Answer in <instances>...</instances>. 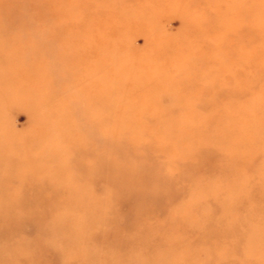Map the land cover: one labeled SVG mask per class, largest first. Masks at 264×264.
Returning a JSON list of instances; mask_svg holds the SVG:
<instances>
[{
	"label": "rangeland",
	"instance_id": "rangeland-1",
	"mask_svg": "<svg viewBox=\"0 0 264 264\" xmlns=\"http://www.w3.org/2000/svg\"><path fill=\"white\" fill-rule=\"evenodd\" d=\"M244 1L233 0L232 6L243 9L246 4L251 10L247 17L234 13L222 18L242 19L263 26L264 0ZM77 2L62 0L48 9L60 11L55 21L61 23L67 15L79 18L89 15L87 8ZM96 9H102L101 1H97ZM177 9L173 6L159 10L156 15L161 18L168 39L180 44L167 56H154L156 48H163L167 43L149 48L145 36L133 34L125 43H135L140 48L137 53L126 51L104 60L107 67L123 73L120 77L123 81L143 85L146 81L158 80L166 85L165 89L143 94L123 85H113L109 76L99 77L104 85L101 94L107 98L104 105L98 109L88 107L87 112L105 121L95 134L112 142L98 150L114 165L110 173L99 174L102 179L99 185L94 184L93 172L83 177L80 171L62 172V168L56 166L52 172L48 168L44 173L35 174L32 167L0 163V264H264V246L248 237L252 232L264 230V181L261 180L264 170L260 166L264 160V72L261 77L251 74L237 84V90L247 91L243 98H236L234 94L218 102L225 108L232 105L231 108L211 107L217 104L211 98L216 90L232 86L231 66H234L231 63L224 69L220 64L205 62L200 67V59H190L183 45H188L189 39L188 46L194 50L200 43L195 41L192 30L186 32L184 26V30H180L182 15H167L175 14ZM200 14L208 15V11ZM141 16L144 15H133V19ZM34 22L41 23L42 19H34ZM86 24L99 25L91 21ZM32 31L26 30L23 38ZM245 32L246 27L240 33L245 36ZM224 33H218L214 39L204 38L201 43L224 39ZM225 36L234 48L238 33L230 31ZM186 37L189 38L186 40ZM253 40L251 44L264 41V37ZM17 41L19 39L12 42ZM31 45L42 46L40 42ZM262 47L263 51L264 43ZM225 53L228 54L218 50L219 55ZM40 56L48 58L46 66L50 64L52 58L46 54ZM31 60L24 59V63ZM172 97L187 107H170ZM84 98L85 94H72L69 100ZM1 118L9 131L32 133L20 107L11 109ZM51 120L67 124L57 123L56 130L40 142L44 146L41 156H48L51 147L67 146L65 141L71 137L79 136L78 146H86L89 137L81 129V118L75 113L61 114ZM2 137L1 142H6ZM134 144L143 147L138 149ZM163 145H167L165 149L158 150ZM148 147L158 148L150 152ZM29 149L22 155L24 160L36 153V147ZM65 157V154L60 155L61 159ZM211 158L213 168H208L206 164ZM244 158L246 166L238 165L235 172L223 171ZM55 159L58 160L53 157ZM93 160L84 158L82 161L92 163ZM142 167L151 169L145 171ZM36 175L49 189L45 195L22 182ZM132 181L137 190L159 196L147 202L129 203L122 193L132 188ZM254 190L257 192L253 193ZM83 199L99 202V208L92 205L98 209L96 214L84 213ZM41 201L44 203L35 206L40 208L39 222L52 229L45 235H38L29 224L38 213L25 211V202ZM72 217L71 229L58 221ZM41 242L49 245L48 250L42 249Z\"/></svg>",
	"mask_w": 264,
	"mask_h": 264
},
{
	"label": "bare ground",
	"instance_id": "bare-ground-1",
	"mask_svg": "<svg viewBox=\"0 0 264 264\" xmlns=\"http://www.w3.org/2000/svg\"><path fill=\"white\" fill-rule=\"evenodd\" d=\"M60 1L62 0H0V163H14L17 167H32L35 174L44 173L49 169L52 172L56 166H60L62 172L69 169L80 171L84 175L83 177H87L89 173L93 172L95 173L94 184L99 185L102 180L99 174L101 172L110 173L114 170L112 160L102 157L98 150L99 147L106 146L107 142L112 141L95 134L99 129V125L104 124L105 121L95 119L89 116L87 112L91 107L98 109L104 105L107 98L101 94L104 85H102L99 77L109 76L113 85H123L143 94L154 89H165L166 85V82L158 80L146 81L143 85L137 84V82L123 81L120 78L123 73L116 72L113 67H107L104 60L108 56L117 53L122 54L126 51L137 53L140 48L135 43H125V39L133 34L145 36L146 47L149 46V48L153 47L154 44L167 43V46L163 48L162 46L156 48L155 57H164L174 47L180 46L179 41L173 43L174 39L171 41L164 34V29L160 23L161 18L156 16L159 10L163 11L173 6L178 8L175 14L169 13L167 15H182L183 25L180 30L183 31L184 26L186 32L187 30L194 32L195 36L193 35V37L200 44L193 50L188 46L190 42L188 39V45H183V48L187 50L189 58L200 59L198 66L201 67L207 62L208 65L215 63L222 65L224 69H228L231 63L233 64L234 68L231 66L232 86L216 90L215 96L213 95L211 98L217 104H213L214 106L211 105V107L224 109L225 106L222 107L219 104L220 101L227 99V97L232 98L234 94L236 98H243L247 91L245 89L237 90V84L240 81L243 82L251 74L253 77L260 74L261 77L264 72V49L262 51L264 41L258 40L257 43L251 44L255 42L253 39L264 37V25L252 24L242 19L234 21L235 19L231 17L222 18V15H234V13H240L247 17L251 10L248 9L246 4L243 9H236L232 6L233 0H78L77 4L87 8L89 15L80 18L77 15H67L66 20L61 23L55 21L60 11L54 8L48 9ZM97 1L102 2V9L100 10L96 9ZM204 11H208V15L201 16L200 13ZM133 15L144 16L133 19ZM187 15L194 16L188 17ZM195 15L201 17L194 18ZM34 19H42V22L36 23ZM88 21L99 25L88 26L89 24H86ZM244 27H246L245 39V36L240 33ZM29 29H33L32 33L30 32L31 34L27 38H23L26 36L25 31ZM38 30L42 32H38ZM230 31L233 34L238 33L234 48L232 45L230 47V41L226 40L225 36ZM140 32L143 33L139 34ZM221 32H225L224 39L214 40L213 42L211 40L207 44L201 43L204 38L214 39V36ZM197 36L198 38H196ZM187 38L189 37L185 39L187 40ZM15 39H19V41L12 42ZM35 42H40L42 46L38 48L32 46L31 44ZM217 46H220L218 50L228 52V54L219 55ZM260 52L262 53L261 57ZM39 54H46L52 58L50 64L46 66L45 61L48 58L46 59V56L45 58L38 57ZM29 58L32 59L31 62L24 63V59L28 60ZM243 62L245 63L243 64ZM187 84L193 85V83ZM72 94H85V98L71 101L69 97ZM170 104L172 108L180 107L184 109L187 107L177 103L174 97H172ZM226 106L228 107L225 110L231 108L232 105ZM16 107L23 109L28 126L31 128L32 133L30 135H24L23 132L17 130L9 131L7 129L9 127H5L6 123L1 117ZM67 113H75L81 118V129H84L87 137L92 139L94 148L91 147L89 138L86 146L82 147L78 146L79 136L78 138L71 137V139L65 141L67 146L51 147L48 156H46L48 159L41 156L40 150H43L44 146L40 142L49 132L56 130L57 123L67 124L65 121L56 123L51 119ZM255 125L252 124V126ZM238 126L241 128L240 125ZM61 135L63 136V134ZM2 136H4L6 142H1ZM64 137L66 136L64 135ZM139 146L143 147V145L139 144L137 147L134 144L135 148L139 149ZM165 146L167 145L159 147L158 150L163 151ZM35 147L36 151H34L36 153H32L33 156L24 160L22 155H25L28 151L25 149H35ZM148 148V151L152 152L157 151L158 147ZM16 149L21 150V152L17 154ZM144 151H146L145 148ZM62 154L66 155L63 159L60 158ZM231 156L234 157L232 154ZM53 157H57L58 160H53ZM84 158L94 160L89 163L82 161ZM229 161L228 163H230ZM212 162L213 159L211 158L208 160L206 167L213 168V166H210ZM52 165H54V168ZM238 165L246 166V159H241L233 166L230 164L226 169L223 168V171L235 172L239 168ZM260 166L264 170V160ZM141 169L148 171L151 168L142 167ZM262 174V177H264V171ZM40 179L41 177L36 175L34 178H24L22 182L29 189L45 195L49 189L44 187V181L41 182ZM261 180L264 181V178ZM132 183V188L126 189L123 193L121 192L124 199L131 204L140 201L147 202L157 195L137 190L135 182L132 181ZM256 192V190L253 191V193ZM64 193L66 192L64 191ZM42 203L44 201L25 202L27 206L25 211L28 214L38 213L32 221H29V224L35 227L38 235L48 234L52 230L39 222L40 208L35 206ZM82 204H84L82 207L86 214L91 213L93 215L98 211L94 207L97 205L99 208L97 200L83 199ZM73 219L72 217L63 220L58 219V221L64 224L67 229H71V226L74 225ZM1 230L0 232H2ZM37 237V239H41L40 236ZM248 237L253 242L254 240L258 241V245L262 244V247L264 246V230L252 232ZM41 246L43 250L49 248V245L44 242H41ZM254 250L249 249L253 252Z\"/></svg>",
	"mask_w": 264,
	"mask_h": 264
}]
</instances>
